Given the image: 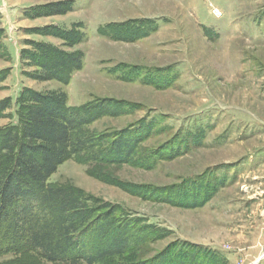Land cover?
Wrapping results in <instances>:
<instances>
[{
  "label": "rangeland",
  "instance_id": "obj_1",
  "mask_svg": "<svg viewBox=\"0 0 264 264\" xmlns=\"http://www.w3.org/2000/svg\"><path fill=\"white\" fill-rule=\"evenodd\" d=\"M29 89L87 104L102 138L49 181L155 227L107 264H264V0H0V129Z\"/></svg>",
  "mask_w": 264,
  "mask_h": 264
},
{
  "label": "trees",
  "instance_id": "obj_2",
  "mask_svg": "<svg viewBox=\"0 0 264 264\" xmlns=\"http://www.w3.org/2000/svg\"><path fill=\"white\" fill-rule=\"evenodd\" d=\"M37 47L54 54L50 45ZM70 57L55 58L51 69L69 66L72 59L79 64ZM17 109V123L0 129V258L31 252L57 263L107 264L150 241L152 224L123 217L120 208L74 185L49 181L59 164L99 146L100 136L83 133L93 118L91 107L70 108L64 94L29 89ZM171 255L112 264H198Z\"/></svg>",
  "mask_w": 264,
  "mask_h": 264
}]
</instances>
